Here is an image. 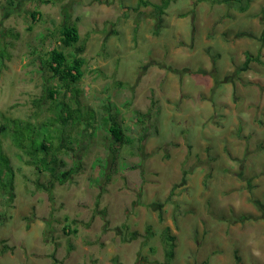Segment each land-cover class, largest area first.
I'll use <instances>...</instances> for the list:
<instances>
[{
	"label": "rangeland",
	"instance_id": "obj_1",
	"mask_svg": "<svg viewBox=\"0 0 264 264\" xmlns=\"http://www.w3.org/2000/svg\"><path fill=\"white\" fill-rule=\"evenodd\" d=\"M44 1L0 0V153L12 170L0 178L12 180L0 187V264H264V0L245 11L168 0L159 21L163 0ZM66 22L95 134L76 153L61 142L56 173L79 163L59 184L49 156L41 172L27 163L8 124L46 120L54 81L41 61ZM105 107L133 141L113 155L95 129Z\"/></svg>",
	"mask_w": 264,
	"mask_h": 264
},
{
	"label": "trees",
	"instance_id": "obj_2",
	"mask_svg": "<svg viewBox=\"0 0 264 264\" xmlns=\"http://www.w3.org/2000/svg\"><path fill=\"white\" fill-rule=\"evenodd\" d=\"M12 1V0H11ZM43 3H48L47 1L40 0ZM199 1V0H198ZM214 3L226 4L232 7H237L239 11H245L247 5L251 0H211ZM12 3V2H11ZM13 4V3H12ZM140 5H147L145 2H139ZM168 0H163L162 4L155 6L154 10L158 14L157 19L160 20L162 14H164L165 9L168 7ZM37 12H32L31 17L34 20L38 17ZM59 38H58V47L52 48L48 53L47 61H41L42 65L48 69L50 74V80L54 81V84L49 90H47V100L50 102L46 112L48 116L46 120L40 125L31 126V124L26 123L20 125L21 127L17 128V122L10 121L8 124L11 128V139L14 145L27 155L30 160L27 162L35 166V169L41 172V169H46L41 158L42 156H49L50 160L48 164L51 166L49 168L53 180L57 181L59 184L63 183V180L68 175L72 174L75 171L76 164L79 163V160H75L73 167L67 171L56 173L57 166H64V162L61 159H58V153L62 149V143H66V149L72 151L70 145L75 143L78 152L79 149L83 147L80 143V139H84L86 136L92 137L95 133H91L92 123L95 120L94 111H82L79 104L78 95L80 90L77 88V84L83 77V66L84 60L77 54H65L63 51L69 47L75 46L79 42V34L77 25L74 23L66 22L59 29ZM4 49L0 50V60L4 59ZM255 59L250 55L245 56L243 62V70H245L248 65ZM67 101H64L66 97ZM105 113L107 117H103L99 126L95 129L103 128L106 133V136L109 139V144L106 150L113 155L120 148H130L132 146V139L124 133V130L120 126L117 118L109 113L108 108L105 107ZM140 121V120H139ZM72 126V127H71ZM7 127V126H6ZM65 128L74 129L78 132V136L72 141L69 138V135H61L62 131ZM87 129V130H85ZM13 132V133H12ZM143 137H139L138 141L141 144ZM65 149V148H64ZM73 154V156L76 154ZM114 156L110 158L111 162L113 161ZM55 172V173H54ZM9 174V177H12V170L8 158H6L2 153H0V178ZM12 180L2 182L0 187L2 191H9L8 188L11 187ZM48 196L50 197V191L46 188ZM51 199V197H50ZM75 223V222H74ZM68 233L75 234L77 233L76 228L69 230ZM163 239L167 243L168 247L166 250V260H171L174 255V242L173 239L167 235L163 236Z\"/></svg>",
	"mask_w": 264,
	"mask_h": 264
}]
</instances>
